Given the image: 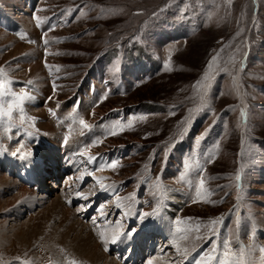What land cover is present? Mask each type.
Listing matches in <instances>:
<instances>
[{
	"label": "rangeland",
	"instance_id": "374dc122",
	"mask_svg": "<svg viewBox=\"0 0 264 264\" xmlns=\"http://www.w3.org/2000/svg\"><path fill=\"white\" fill-rule=\"evenodd\" d=\"M0 32L25 48L0 38V175L58 194L118 264H264V0H0ZM62 148L47 190L5 172ZM6 186L0 264H92L44 232L20 242L42 207Z\"/></svg>",
	"mask_w": 264,
	"mask_h": 264
},
{
	"label": "bare ground",
	"instance_id": "6f19581e",
	"mask_svg": "<svg viewBox=\"0 0 264 264\" xmlns=\"http://www.w3.org/2000/svg\"><path fill=\"white\" fill-rule=\"evenodd\" d=\"M10 7H11V9H13L14 2L10 4ZM24 15H26V14H24ZM8 19L10 22H12L11 18H8ZM29 19L30 18H27V19L24 18V16L19 17V20H21L22 22H24L28 26L30 24ZM0 38L4 41V43L6 44L7 47L10 46L9 48H11V50L14 53L21 54L24 52L25 48L22 47L17 42V40L14 39L13 37L8 36V35L0 32ZM18 67H15L14 69H18ZM24 67H25V70L28 69L30 71L31 77L39 85L41 91L45 94H48L49 93V91H48L49 82L47 79V75L45 74V71L43 70L42 63L36 62L35 64H32V65L26 64ZM22 69H24V68H22ZM51 145H53V144H51ZM56 152L57 153H55L53 155L54 158L48 157L47 159H44L45 165H43L41 160H31L30 163L23 164L22 168H17L12 163H8V164H6L8 166L6 167L5 172L10 174V175H14V176H16L15 174L17 173L18 176L20 175L21 180L26 181L28 183H34L33 180H35V178H37V182H38L37 190L39 189V187L44 189V190H47L46 189L47 187H45L46 178L49 175H53L52 171L58 172L59 160L62 159L59 156L62 155L63 148L59 151H56ZM53 153H54V151H53ZM5 184L7 185L6 186L7 188L8 187H14L15 189L16 188L19 189L18 194L16 196L12 197V199H17V200L22 201L23 199L33 198L32 199L33 201H29V200L28 201L39 204L42 207L41 208L42 210L39 211L36 219H31L32 221L30 223L25 224V225H21L20 228H17L18 230L15 232V235H16V238L20 242L25 243L26 240L31 239L33 237H37L38 235H41L44 232L45 236L48 237L50 240H52V243L62 244L65 246L69 245L72 248H75V251H77V252L79 251V253L85 259L90 261L92 264H101L102 262H104L103 264H118L115 261H113L110 257L104 255L102 253V251H100L101 248H99V245H97L98 242H96V241H95L96 243L93 242L94 240H93L92 236L90 235L89 228L87 230V227H83V229L80 230L79 229L80 227L76 228V226H75L76 224H73L74 226L71 224L72 219H75L76 215H74L75 213H73V211H71L67 207L62 206L64 201L61 197L58 196V194L56 195V198L54 200L46 202L47 196L44 195L42 197L37 198L36 194H34L32 191H30V188L28 187L29 188L28 189L26 185H24V186L19 185L18 183L8 179L7 175H0V188L3 187ZM0 204H1V202H0ZM55 218H58V220L60 222L59 226H50L49 222ZM79 224L80 223L77 222L78 226L81 225V224L80 225ZM145 225L146 224L141 225V227H144V230L141 231V235H138V237L144 236V239L146 238L145 240L142 241V244L143 243L144 244L138 246V247L141 246L140 247L141 249L139 250V252L140 251L143 252L142 250L144 249V245L150 246V243H151L150 240L153 241V239L162 238L163 235L165 236V238L170 237L169 230L167 229L168 227L164 223H163V225H159L158 227H154L152 225L153 228L149 231H148V229L151 226L150 225L145 226ZM0 228H1V226H0ZM155 228H159V229L157 230ZM25 229H28V231H26ZM77 229H79V230H77ZM71 231L75 233L74 234L75 237L73 239H71L70 242L66 243L68 241L67 236ZM82 231H85L86 235H82V234H85L84 232L82 233ZM88 232H89V234H87ZM4 234L5 233L3 230L2 239L8 240V238L5 237ZM147 234H149V235H147ZM160 234H162V235L159 237ZM15 235H13V236H15ZM70 237H71V235H70ZM134 244H136V242ZM152 245L150 247H152ZM134 247H135L134 249L137 250L136 246H134ZM149 259L150 258H148V260ZM159 262H161V260L156 259V261H155L154 259H152V260L148 261V264H158Z\"/></svg>",
	"mask_w": 264,
	"mask_h": 264
}]
</instances>
